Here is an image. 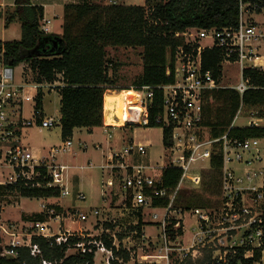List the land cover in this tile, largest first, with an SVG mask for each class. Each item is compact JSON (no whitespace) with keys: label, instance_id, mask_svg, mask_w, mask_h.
I'll use <instances>...</instances> for the list:
<instances>
[{"label":"built area","instance_id":"2783aa9c","mask_svg":"<svg viewBox=\"0 0 264 264\" xmlns=\"http://www.w3.org/2000/svg\"><path fill=\"white\" fill-rule=\"evenodd\" d=\"M119 4V0H112L109 5ZM5 11L6 6L0 3V18H5ZM41 31L46 33L47 28L42 26ZM176 37L183 40V45L174 56L173 72L167 71L168 77L173 75V81L157 87L132 86L123 90L132 95L124 97L122 112L117 118L123 127L135 126L145 131L161 129L162 132L170 129L172 143L169 147H164L162 135L164 162L152 165L143 161L153 145L143 136L126 147L123 155L115 153L114 160L102 167L124 172L120 183L121 204L130 214L129 225L140 228V235L137 231L132 232L140 243L133 246L129 235L121 243L117 233L110 234L109 231L98 237L81 229L79 234L72 230L55 234L47 222L40 221L33 223L31 231L22 234L17 233V228L0 222L1 258L18 260L20 251L26 249L31 258L41 259L40 264H53L43 259L41 248L33 243L34 237H42L57 246L67 245V252H76L72 255L94 254L95 260L101 254L104 264H249L256 251H261V257L252 264H264V185L257 183L263 173L248 168L254 159L244 156L249 152L262 161L264 136L240 139L230 135L240 116L248 120L242 128L264 129V0L248 3L239 0L238 23L234 27L190 28L177 33ZM213 49L220 51L219 77L203 68V53ZM246 71L260 75L262 85L254 87L250 78H246ZM29 73L33 76L27 64L18 67L8 64L5 49L1 48L0 169L11 171L0 181V187L23 181L31 188L58 189L59 196L66 198L71 196L69 167L56 164V160L59 155L71 152L72 141L51 149L49 160L52 165L46 158H37L21 142L25 129L34 127L41 131L61 125L60 117L37 116L35 100L39 93L58 91L64 87V82L60 79L51 83L37 82L32 76L28 78ZM227 75L234 79V84H224ZM214 89H232L240 96V107L233 124L217 138L203 126V95ZM249 90L262 92L260 109L249 110L244 105L243 97ZM156 91L162 93V111L155 119L159 128H151L149 116ZM27 102L35 104L32 119L23 116ZM108 127H104L105 132ZM132 155H137L141 162L132 163ZM215 157L222 161L220 202L212 208L189 207L181 201L180 188L184 179L195 166L211 168ZM235 164L244 167L237 169ZM167 168L182 171L181 181L175 189L163 187L162 174ZM85 200V195L79 194L77 201ZM40 208L49 220L62 221L55 208L45 204ZM94 215L99 212L94 211ZM69 219L78 223L86 221L87 216L78 210ZM149 225L156 230L150 235L146 230ZM104 235L111 247H107ZM73 238H78V242L70 244ZM243 248L248 249L241 254ZM121 252L128 253L129 259L120 256Z\"/></svg>","mask_w":264,"mask_h":264},{"label":"trees","instance_id":"16d2710c","mask_svg":"<svg viewBox=\"0 0 264 264\" xmlns=\"http://www.w3.org/2000/svg\"><path fill=\"white\" fill-rule=\"evenodd\" d=\"M84 0L80 4L64 8V24L61 35H46L41 31L42 7L34 6L30 0H16L12 14L6 16L8 23L21 22V39L13 42H0L6 52V61L13 67L27 64L37 82L51 83L62 80L64 87L60 94L61 137L63 142L72 140L74 129L97 128L103 125L104 96L117 88L108 75V48L140 47L143 72L134 86L157 87L173 81L167 71L174 69V56L183 45L177 33L193 29L234 27L238 23L239 0H146L145 6L106 5L102 8L95 2ZM102 1V0H101ZM245 3L257 0H243ZM152 3V5H151ZM150 4V5H149ZM220 51L206 50L203 53V68L220 76ZM246 78L254 87H259L263 79L256 72L246 71ZM203 126L211 130L217 138L231 127L240 107V96L232 89H214L203 95ZM44 94L36 97L35 110L41 116ZM247 109H260L263 94L260 90H249L243 97ZM162 93L155 92L153 107L150 109V127L159 128L156 117L162 111ZM230 135L240 139L264 136L262 128H233ZM171 130L163 132V145H171ZM222 161L213 158L211 170L221 176ZM46 174V172L44 171ZM182 178V171L167 168L162 174L163 187L175 189ZM2 189V188H0ZM6 190L16 192L26 199H48L59 197V190L53 188H31L23 181L8 186ZM194 202V201H193ZM189 207H204L198 203H186ZM34 222L43 221V216H33ZM133 229V228H132ZM135 229V228H134ZM140 231V228H138ZM122 238V237H120ZM107 247L111 243L104 237ZM42 237H34L43 259L53 264H94V254L67 256L68 246H57ZM78 242L73 238L69 243ZM248 248L241 249L243 254ZM120 256L128 260L126 252ZM261 251H256L249 264L260 260ZM41 259L31 258L26 249L20 251L18 260L0 257V264H40Z\"/></svg>","mask_w":264,"mask_h":264},{"label":"rangeland","instance_id":"374dc122","mask_svg":"<svg viewBox=\"0 0 264 264\" xmlns=\"http://www.w3.org/2000/svg\"><path fill=\"white\" fill-rule=\"evenodd\" d=\"M110 1L112 0H100L99 2H95L93 4L104 8L106 5L110 4ZM1 2L2 1L0 0V3ZM119 3L125 6H145V9L149 7L146 0H119ZM4 21L5 18H0V42L19 40L21 33L20 25H12L10 28L5 29ZM142 51L143 49L140 47L108 48L107 58L110 61L108 65V75L118 87L127 89L134 86V84L139 80L143 72ZM17 73H19V70ZM231 74L232 72H230V76ZM29 75L30 76H28V78H31L32 74L29 73ZM234 83V79H230L227 75L224 84ZM43 103L46 117H59L60 95L58 91H46ZM32 107L33 103H25L23 110L24 118L30 119L32 117ZM247 122L248 120H245L244 117L240 116L235 121V126L242 128L246 126ZM60 128L61 126H57L50 130L41 131L34 127L25 129L23 130L21 137L22 145L28 148L37 158H46L47 162L52 165L51 160H49L51 149L61 147L66 144V142L61 140ZM140 136H145L150 139L153 144L149 149L148 156L145 160L143 159V161L151 162L152 165H161L164 162V149L160 130L156 129L149 132L143 130V132H140ZM71 141V152L59 155L56 160V164H63L70 167L67 173L71 177L70 183L68 184L71 196L59 199L66 211L62 213L56 212V214L61 216V222H63V224L71 223L72 225L74 223L70 221L69 217L72 216L73 213L79 210L86 214L87 220L78 222L79 225L78 223H75L76 225L72 228V232L79 233L77 230H80L81 227L90 228L91 226V222L88 221L91 219V213L88 211L94 212L95 209L101 210L104 206L102 198L103 183L110 185L111 182H107L106 176H103L104 173L99 167L102 162L104 163L102 155L99 151H95V148L86 141L83 134L76 135V138ZM86 146L88 150H86ZM126 147L127 143L123 145V149ZM96 154L98 155L96 156ZM244 156L254 159V162L247 167L253 170H261L263 175L260 176L257 183L259 185H264V156L262 161L256 159L257 157L249 152L244 153ZM140 162L141 160H138V163ZM234 167L242 170L244 165L235 164ZM9 171L11 170H6L5 168L0 169V181H3L4 178H6ZM73 175H76L79 180L73 181ZM220 177L221 176H217L209 167L197 168V166H195L181 185V201H184V203H188L190 201L191 203H200L201 205L203 204L205 208L216 207L220 202L221 196V190L219 187ZM7 187L8 186L0 187L2 188L0 189V222L17 228V233L23 234V232L25 233L26 231H31V227L34 226L33 211L39 210L40 204L45 203V205L49 207L54 205L51 203L52 201L50 203H46L43 201L44 199L29 200L22 198L16 192L6 190ZM79 194L85 195L86 200L77 201V196H79ZM74 199H76V202L73 204L71 201H74ZM69 207L70 209H68ZM119 207H121V205ZM150 218L151 217L149 216L148 220H150ZM129 228L130 225H128V223H124L121 227L123 230L121 234L129 232ZM146 230L148 235L153 234V232L156 231L155 228L150 225ZM12 231L15 230L12 229ZM119 231L121 230L118 229L114 232L118 233ZM99 233L100 232L97 234ZM188 236H190V234H188ZM95 237H98V235ZM129 237H132L131 242L133 246H137L140 243L139 240H137V235L131 234ZM74 253L76 252H67V256H71ZM100 256L102 259L103 256Z\"/></svg>","mask_w":264,"mask_h":264},{"label":"crops","instance_id":"0c3cea01","mask_svg":"<svg viewBox=\"0 0 264 264\" xmlns=\"http://www.w3.org/2000/svg\"><path fill=\"white\" fill-rule=\"evenodd\" d=\"M1 1H2L1 3H3L6 6V11H5L6 16H7V13L12 14L15 9L16 0H1ZM30 2L34 6L42 7L44 10V15H43V19L40 24V28L42 26H45L47 28V32L45 34L46 35H61L63 32L65 6L72 5V4H80V3H83L84 0H30ZM6 16H5V21H4L5 29H8L10 28V26L17 25V24L20 25V29H21L20 21L14 20L11 23H8V21L6 20ZM20 39H21V33H20ZM19 40H13V41H19ZM13 41H8V42H13ZM6 42L7 41L5 42L1 41V43H6ZM117 88H120L122 90L120 92L118 90L108 91L104 96L103 125L101 127L92 128V129H87V128L74 129L72 140L76 138V135L83 134L86 141L95 148V151L100 152V154L103 157L104 163L102 162V164L99 167L104 173L103 176H106L107 182H111L110 185H106L105 183H103L102 198L104 201V206L101 208V210L95 209V211L99 212V215L95 216L93 211H88L91 213V216H90L91 219L88 220L91 222V226L90 228L81 227L82 229L81 228L80 229L87 232V234H90L93 236L100 235L104 231H109L110 234L111 233L115 234L117 232H114V231L115 230L117 231L119 229L121 231L117 233V237L119 241L123 243V239L126 238L128 235L131 236L132 232L134 231H137L140 235V231L136 228L134 229V227H131V226L129 228V232L121 234L123 232V230L121 229L123 224L128 223L129 225V223L131 222L129 212L123 209V206L121 204L120 183H121V179L123 177L124 172L121 170L111 171L109 169H103L102 167L106 166V164H108L111 160H114L115 153L123 155V150L125 149V148L123 149V145L127 143V147H128L132 142L134 141L136 142L140 140V138H142V136H140V132H143V130H138L135 126L123 127V125H121V123L118 122L117 118H118V115L121 114V109L123 107V102L121 100L122 98L121 94H123L122 91L125 89L122 87H118V86ZM30 103H33V102H30ZM107 103H108V106H107ZM105 105L106 107L112 110V113H114L113 115L111 113L109 114L110 116H108V120H106L105 118ZM34 106L35 104L33 103L32 108H34ZM32 111H31V115H32L31 119L34 117V114L32 113ZM40 117L48 118L45 116V113H44V103H43V109L41 111ZM59 117H60V110H59ZM111 118L116 119V124H109L111 122ZM105 126H109L106 129L107 132H105V128H104ZM153 130H156V129H152L149 131H153ZM158 130H160L161 138H162L163 132L161 129H158ZM60 135H61V128H60ZM145 139L152 143L150 139L148 138H145ZM61 140H62V137H61ZM86 150H88L87 146H86ZM97 155L98 154H96V156ZM131 159L133 160V161L131 160V162L134 163L135 165H137L138 160H140V158L137 155H132ZM72 179L73 181L79 180L78 177H76V175H73ZM60 198L62 197L59 196V197H53V198H48L44 200L42 199V200L45 201L46 203L48 202L50 203L52 201L51 203L54 204L52 207L55 208L56 212L62 213L66 211V209L59 201ZM76 199H74V201H71V202H73L74 204L76 202ZM29 200H33V199H29ZM37 200H40V199H37ZM42 204H45V203H42ZM40 205H39V210L33 211L34 213L33 216H36V215L43 216L44 220L40 222H47V225L51 228V232L58 234L60 232H64L65 230H72V228H74V225H76L75 223L73 225L71 223L63 224V222H61L60 220H56V221L49 220L48 217L45 215V213L41 210ZM120 205L121 207H119ZM68 209H70V207ZM112 222H116V223H112ZM77 231L80 232V230H77ZM98 232L100 233L97 234ZM105 236L107 235H104L103 237ZM100 255L101 254H98L95 260L93 259L94 264H104L102 263L103 257L101 259ZM144 259H146V257H144Z\"/></svg>","mask_w":264,"mask_h":264},{"label":"bare ground","instance_id":"6f19581e","mask_svg":"<svg viewBox=\"0 0 264 264\" xmlns=\"http://www.w3.org/2000/svg\"><path fill=\"white\" fill-rule=\"evenodd\" d=\"M123 94H121V96H122V98H121V100H122V102H123V100H124V97L126 96V95H132V92H129V93H124V92H122ZM108 97V96H107ZM107 99H109V98H107ZM111 99V98H110ZM115 99V98H114ZM124 103V102H123ZM107 106H108V103H107ZM121 112H122V109H121ZM114 114V113H112V110L111 109H109L108 107H106V105H105V118H106V120H108V116H110L109 114ZM121 115V114H120ZM120 115H118V118H119V116ZM107 122V121H106ZM109 124H116V119H114V118H111V122L109 123Z\"/></svg>","mask_w":264,"mask_h":264}]
</instances>
